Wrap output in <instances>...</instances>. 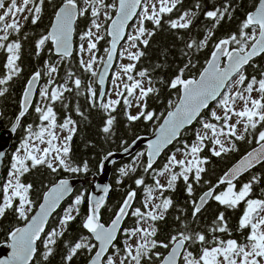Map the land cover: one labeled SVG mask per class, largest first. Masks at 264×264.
<instances>
[{
    "label": "snow or ice",
    "instance_id": "6c2138e0",
    "mask_svg": "<svg viewBox=\"0 0 264 264\" xmlns=\"http://www.w3.org/2000/svg\"><path fill=\"white\" fill-rule=\"evenodd\" d=\"M46 0H0V53L5 56L0 74V97L8 92V85L21 74L19 65L21 60V34L24 26L30 22L37 25L42 19ZM51 3V0H48ZM182 0H62L55 6L50 26L44 34L35 40L36 55L39 56L46 42H51L50 52H54L61 61L71 58L74 49V34L81 18L88 21L87 30L79 33L80 54L79 67L83 73L98 81L99 90L93 87V80L86 86L81 77L69 69L63 83L53 86L54 74H58V64L49 60L44 62V71L36 70L27 80L23 95L19 100V112L12 124L15 132L33 104V91L42 76H47V84L40 89L41 103L35 106L39 124L35 127L28 124L27 135L11 155V163L6 177L0 179V218H4L8 211L14 213L22 226L12 228L8 233L7 247L11 250L8 255L0 259V264H34V258L40 257L37 264H47L54 255L58 239L67 232L70 222L80 215L82 204H87V213L82 218V227L89 235L80 237L74 243L65 242L67 249L63 257L64 264H71L74 257L87 253V264H264V198H252L253 185L264 183L260 177L253 175L248 182H240L243 174L253 169L257 164L264 163V71L259 77L246 74L245 66L253 62V58L264 54V0L253 4L252 10L246 12L239 21L237 30L220 38L215 43L211 58L199 70L198 75L185 78V72L195 67L189 61L179 69L167 86L177 91L175 102L169 100L166 115L159 117L154 111L148 110V99L152 95H159L160 88L150 77L147 69L135 71L137 62L145 55L141 45L147 48L155 30L167 23L171 29H188L198 14L201 5H195L196 11L185 10L177 18L170 14L177 9ZM231 4L213 7L204 11L206 19L213 21L202 40L193 39L187 43L188 49L197 51L205 48L214 36V29L226 17L231 20L233 12ZM169 17L165 20V17ZM102 18V19H101ZM136 18L132 31H127L129 22ZM150 22L152 28L147 26ZM110 38V39H107ZM23 38L28 39V33L23 32ZM106 40L109 45L103 49L105 57H97L98 44ZM125 46L120 50L121 60L116 71L111 74V90H106L105 81L117 54V46L121 41ZM87 54V59L84 58ZM226 58V60H222ZM102 64L103 69L96 67ZM256 67L255 64H253ZM139 77V78H137ZM69 81L75 86L77 96L85 88L87 99L93 108H99L106 116L102 131L109 134L116 122L118 106L122 104L124 116L129 123L143 120H162L154 129L155 139L147 143L146 164L134 161L119 169L120 177L134 174L137 168L143 167L144 173L154 171L153 184H145L143 177L136 178L134 183L139 188L144 186V199L140 207H134L133 201L137 196L135 190H128L122 203L115 211L109 223L102 222L101 209L105 206V199L110 191L109 185L102 188L103 195L97 197L80 192L75 195L71 204L64 209L56 227L46 231L49 218L60 207L61 201L73 191L68 178H61L42 192V199L31 198L34 185L25 182L23 177L38 166H44L51 173L63 170L66 173H87L88 164L76 165L71 159V141L77 128L74 121L65 118L62 124L57 123L54 111L56 102L63 103L64 93L72 92ZM160 84L165 81L160 79ZM107 97V99H105ZM114 97V98H113ZM210 101L216 102L208 116L203 112L209 109ZM67 108V104H63ZM135 106L138 111L133 114L129 109ZM80 115V109L77 108ZM197 122L200 127L192 135L191 143L183 144V152L167 157L159 170L154 169L156 157L167 145L172 144L181 136L182 130ZM59 128L67 135L61 136L56 131ZM237 142L255 145L247 151L220 178L216 185L208 181V188L199 198V203H193L192 216L196 217L209 199L228 209H237L243 202L244 207L238 221V231L241 240L231 238L227 227L225 213L220 212L209 231L208 236L197 230H191L188 224L176 217L182 225V230L170 236L165 242L158 240L157 222L163 221L173 200L165 193L174 191L177 181L183 179L185 190L189 197L193 196L194 186L190 176L199 184L202 174L206 171L209 151L212 156L221 157L238 150ZM135 143V140L133 141ZM128 152V147L124 148ZM179 152V150H177ZM0 151V158L4 157ZM112 153L109 152L108 156ZM145 153H137V157ZM107 159V157H105ZM161 178L165 182H161ZM121 180H117L120 184ZM223 187L220 191L217 188ZM100 188V185H97ZM264 196V187L261 188ZM131 216L134 223L129 228H123L125 240L123 247L118 246V233L122 230V222ZM229 233L224 239L216 233ZM39 242V243H38ZM42 245V250H41ZM199 246L198 252L192 250ZM157 249H164L162 254Z\"/></svg>",
    "mask_w": 264,
    "mask_h": 264
},
{
    "label": "trees",
    "instance_id": "16d2710c",
    "mask_svg": "<svg viewBox=\"0 0 264 264\" xmlns=\"http://www.w3.org/2000/svg\"><path fill=\"white\" fill-rule=\"evenodd\" d=\"M62 0H51V3L46 0L44 6V13L42 15L41 21L37 25H32L28 22L21 34L22 41V51L21 60L18 62L22 68V72L19 76L14 77L9 83L8 92L5 96L0 97V130L9 127L15 120L16 115L19 112V100L23 95V90L26 86L27 80L36 70L44 71V62L46 60L52 63L58 61L62 63L58 65V74H54V85L57 86L64 82L67 70L71 69L75 76H78L83 80L84 86L87 85L89 80H93V87L98 90L95 84V78L90 77L89 74L83 73L82 69L79 67L80 54L78 52L79 48V33L82 30H87L88 21L81 18L77 25V31L75 33V51L71 58L65 59L63 61L56 57L53 52H50L51 43L46 42V45L41 49V53L37 56L35 50V40L39 38L41 34H44L46 29L50 26V21L53 17L54 8L58 6ZM111 3L112 0H107ZM258 2V0H182V3L177 6V9L170 14L172 19L177 18L183 11L192 10L196 11L195 5L199 3L201 5L197 16L193 20V24L188 29H171L167 23H164L162 27L155 30V35L150 38V42L147 48L140 46L145 52V55L137 62L135 71L147 69L150 77L156 82V86L160 88L159 95H152L148 99V110L154 111L156 116H160L162 113L166 114L168 110L169 100L175 102L177 98V91L170 89L167 86L169 82L175 75L178 74L179 69L182 68L189 61L195 67L190 68V70L185 72V78L192 75H198L199 70L205 65L207 59L213 51L214 45L220 38L229 35L237 30L239 21L244 18L247 11L252 10L253 4ZM230 3V11L233 12V18L229 20L227 17L221 21V23L213 30L214 36L209 40L208 45L197 51L195 48L188 49L186 47L187 43L191 42L193 39L199 41L202 40L207 30L212 27L213 21L208 20L203 15L204 11L213 10V7H222L224 4ZM169 17H165L167 20ZM147 26L152 28L150 22H147ZM23 32L28 33V39L23 38ZM108 38L106 37V40ZM106 40L100 41L98 44L97 56L103 55V49L108 47ZM5 56L0 53V74L3 73L4 69L2 65L4 63ZM67 64V65H64ZM256 65V67L253 66ZM246 74L251 77L252 75H257L261 71H264V54L255 58L252 63L247 65ZM160 79L165 81L164 84L158 83ZM48 77L42 76L40 83L47 84ZM40 86V85H39ZM69 86L73 88L72 92L64 93L63 103L56 102L54 104V110L57 114V123L62 124L65 118H71L77 128L76 133L73 135L71 141V159L74 164L82 166L85 162L88 164L89 171L87 173H66L63 170H59L57 173H51L44 166H38L37 169L32 170L29 174H26L23 179L25 182H31L34 187L31 193V198L38 203L42 199V192L46 190L47 186L56 182L61 178H71V177H86L90 175L97 174L99 172V164L102 157L110 151L121 150L127 145H129L136 138L144 135H149L154 128L156 123L161 120H152L145 122L143 120L137 121L135 123H129L124 116L122 104L118 106L117 112L114 113L117 119L112 127V131L109 134H105L102 131L104 126V121L106 119L103 111L99 108H93L87 97V93L84 87L81 89V95L77 96L74 84L69 81ZM39 98V90H37L35 101L33 102L30 110L21 119V122L17 128L14 139L9 150L6 153L2 173L0 179L6 177L8 169L11 163V155L15 152L16 148L19 147L21 140L27 135L26 128L28 124H33L34 127L39 124L38 116L35 112V106ZM67 104V108L63 106ZM211 105L209 109L203 112V116H208V113L212 109ZM77 108L83 115L78 114ZM130 110V109H129ZM131 111V110H130ZM135 114V113H133ZM200 125L195 122L187 131H183L179 139H177L158 159L156 164L153 166L154 169L159 170L162 165L166 162L167 157L171 155L175 150L183 149V144L185 142L191 143L193 139L192 133L198 129ZM238 150L236 152H231L221 157L212 156L209 151L203 153L204 157H207V164L204 165L206 171L202 174V180L199 184L195 182L192 176H190V181L193 183L194 192L193 196L189 197L186 190L183 179L177 181V187L174 191L165 193L173 200V205L169 208L166 218L163 221L157 222L158 234L157 239L161 241H167L171 235L176 234L178 231L182 230V225L177 221L176 217L179 216L181 220L185 221L191 230H197L204 232L208 239L211 240L212 234L209 231L212 226L213 220L220 212L225 213V220L229 232L231 233V238H235L238 241L241 240L240 232L238 231V221L242 214L244 204L233 210L228 209L225 206L219 205L216 201L209 199L208 203L201 209L200 213L196 217L192 216L193 203L198 200V198L207 190L208 184L204 181L210 182L212 185H216L219 178L247 151L251 150L255 145H249L245 142H237ZM144 152V148L139 150ZM137 155V154H136ZM130 157L121 161H117L114 164L112 173L110 176V186L107 200L105 201V206L101 209L102 222L105 224L109 223L113 218L115 211L118 209L119 205L125 198L127 191L132 189L137 192V196L133 201L134 207H140L144 199V186L137 188L134 181L136 178L143 177L145 184H153L154 171L149 170L148 173H144L143 167L137 168L136 173L130 174L128 177H120L119 169L125 165H131L135 161V157ZM146 155L139 157L136 163L141 165L146 164ZM256 175L264 180V163L258 164L253 169L243 174L240 178V182H248V180ZM120 179L121 183L117 184V180ZM223 187L217 188L216 191H220ZM264 187V183H257L253 185L252 198H264L261 194V188ZM90 182H87L85 186H77L74 193L61 205L58 211L51 217L46 231L51 230L56 227L59 223V218L63 215L65 208L71 204L75 195L80 192H85L89 194ZM80 215L70 222L65 235L58 239V243L55 246L54 255L50 257L47 264H64L63 257L66 255L67 249L65 248V242L74 243L82 236L89 235L87 230L82 227V218L87 213V204H82L80 206ZM133 217L130 215L125 218L122 225L123 228H129L134 223ZM22 221H18L13 212L8 211L4 218H0V244L8 241L9 231L16 227L21 226ZM121 230V231H122ZM118 235V240L116 243L118 246L123 247V240L126 238L125 234ZM217 236L227 239L229 238V233H216ZM39 243V242H38ZM42 250V245H41ZM192 250L198 252L199 246H193ZM162 254H165L164 249H157ZM88 259L87 253L79 254L74 257L71 264H86ZM40 261V257L34 258V264Z\"/></svg>",
    "mask_w": 264,
    "mask_h": 264
},
{
    "label": "water",
    "instance_id": "95a60500",
    "mask_svg": "<svg viewBox=\"0 0 264 264\" xmlns=\"http://www.w3.org/2000/svg\"><path fill=\"white\" fill-rule=\"evenodd\" d=\"M135 20V18H133V20L132 21H130L129 22V25H131L132 23H133V21ZM127 31H128V29H127ZM73 39L75 40V34H74V37H73ZM108 39H110V38H108ZM123 43V40L121 41V43L120 44H118V46H117V54H116V56H115V58H114V61H113V67L109 70V76L106 78V81H105V88H106V90H107V86H108V83H109V80H110V77H111V74H112V70L114 69V66H115V64H116V60H117V55H118V50H119V47H120V45ZM109 46V45H108ZM74 48H75V43H74ZM53 54H54V52H53ZM55 55V54H54ZM262 55V54H261ZM55 56H57V55H55ZM58 57V56H57ZM259 57V56H258ZM211 58V55L209 56V59ZM255 58H257V57H255ZM255 58H253V60L255 59ZM105 59H106V56H105ZM222 60H226V58H223L222 57ZM100 70H102L103 69V65L101 64V66H100V68H99ZM27 84V83H26ZM39 84H40V80L36 83V85H35V87H34V91H33V96H32V99H33V102H34V100H35V97H36V93H37V89H38V87H39ZM96 85L100 88V85H99V83H98V81H96ZM214 103V101H210V104H209V106L211 105V104H213ZM31 106L32 105H30L29 106V110H30V108H31ZM28 110V111H29ZM27 113V112H26ZM166 115V114H165ZM23 118V117H22ZM21 118V119H22ZM14 122H15V120H14ZM13 122V123H14ZM12 123V124H13ZM159 123H162V120L159 122ZM158 123V124H159ZM194 123V122H193ZM12 124L9 126V127H7V128H4V129H2V130H0V151H3L4 152V157H2V158H0V176H1V173H2V167H3V163H4V159H5V156H6V153H7V151L9 150V148H10V146H11V144H12V140L14 139V137H15V134H16V131H17V128H18V126H17V128H16V131L15 132H13L12 131ZM158 124H156L155 126H154V129H155V127H157L158 126ZM191 126V125H190ZM190 126H187V128L188 127H190ZM154 129H153V131L149 134V135H144V136H140V137H138V138H136L135 139V143H133V141L129 144V145H127L126 147H128V152H125L124 151V148L123 149H121V150H116V151H110L111 153H112V155L111 156H108V153H106L105 154V156L104 157H102V159H101V162H100V164H99V172L97 173V174H94V175H90V176H86V177H71V178H68L69 179V183H70V185L72 186V188H73V191L71 192V193H69L68 194V196H66L65 197V199L63 200V201H61V205L74 193V190H75V188L78 186V185H82V186H84V185H86V183L87 182H90V190H89V194H92V195H95V196H97V197H99V196H101V195H103L104 193H103V191H102V188H103V186L104 185H109L110 186V176H111V173H112V169H113V167H114V164L117 162V161H121V160H124V159H128V158H130V157H132L133 155H135L136 153H137V151L139 150V149H141L142 147H145V155H146V149H147V143H148V141L150 140V139H155V135H154ZM182 132H183V130H182ZM179 138V137H178ZM177 138V139H178ZM176 141V140H175ZM175 141H173L172 142V144L175 142ZM172 144H170V145H172ZM170 145H167L166 146V148L161 152V154H160V156H158V157H156V160H155V163H154V165L156 164V162L158 161V159L162 156V154L165 152V150L168 148V147H170ZM250 151V150H249ZM105 157H107V159H105ZM146 158H147V155H146ZM241 158V157H240ZM239 158V159H240ZM238 159V160H239ZM237 160V161H238ZM237 161L235 162V163H237ZM234 163V164H235ZM233 164V165H234ZM232 165V166H233ZM258 165V164H257ZM256 165V166H257ZM231 166V167H232ZM230 167V168H231ZM251 170V169H250ZM249 170V171H250ZM228 171V170H227ZM97 185H100V188H97ZM110 189H111V186H110ZM109 194V193H108ZM107 197H108V195H107ZM106 197V198H107ZM200 198V197H199ZM199 198H198V200L196 201V203H199ZM105 201H106V199H105ZM61 205H60V207H61ZM206 205V204H205ZM204 205V206H205ZM203 206V207H204ZM38 207V206H37ZM60 207H58L57 208V210H56V212L58 211V209L60 208ZM202 207V208H203ZM55 212V213H56ZM54 213V214H55ZM53 214V215H54ZM52 215V216H53ZM51 216V217H52ZM51 217L49 218V221H50V219H51ZM122 225H123V222H122ZM22 226V225H21ZM122 227V226H121ZM46 228H47V226H46ZM119 234V233H118ZM7 243H8V241L7 242H3V243H1L0 244V259H3V258H5L7 255H8V253L11 251L8 247H7ZM87 264V263H86Z\"/></svg>",
    "mask_w": 264,
    "mask_h": 264
},
{
    "label": "rangeland",
    "instance_id": "374dc122",
    "mask_svg": "<svg viewBox=\"0 0 264 264\" xmlns=\"http://www.w3.org/2000/svg\"><path fill=\"white\" fill-rule=\"evenodd\" d=\"M102 19V18H101ZM135 23H136V20H135V22L132 24V25H135ZM132 25H130V27L128 28V31L130 32V31H132ZM79 43H80V41H79ZM125 46V41H123V43L121 44V47H120V49H119V51H118V59H117V65H119L120 63H128L129 61L127 60V59H124V60H121L120 59V56H119V52H120V50H122V48ZM97 54V53H96ZM101 56H104V55H100V56H97L98 58L99 57H101ZM84 58L85 59H87V54H84ZM116 65V66H117ZM99 66H100V64H97L96 65V67L97 68H99ZM116 66L114 67V69H113V72L114 71H116ZM112 72V73H113ZM137 78H139V77H137ZM110 83H111V79H110ZM46 84H44L41 88H43L44 86H45ZM40 88V89H41ZM111 88H112V84H110V88H109V91L111 90ZM40 91V90H39ZM114 98V97H113ZM41 101H42V98L40 97V95H39V98H38V100H37V103H41ZM41 106H43V104L41 103ZM216 107V103H215V105L212 107V109L213 108H215ZM131 112L132 113H136V111H138V109L135 107V106H133L131 109ZM57 132H58V134H60L61 136H63V135H67V132L66 131H61L59 128H57V130H56ZM182 152H183V150L182 149H179V152L177 151V150H175L172 154H177V156H178V158H180V156H181V154H182ZM171 154V155H172ZM138 159H139V157H135V162L136 161H138ZM161 182L163 183V182H165L164 181V179L163 178H161ZM79 186V185H78ZM82 186V185H81ZM85 186V185H84ZM106 200H107V198H106ZM48 226V225H47ZM125 240V239H124ZM124 240H123V242H124Z\"/></svg>",
    "mask_w": 264,
    "mask_h": 264
},
{
    "label": "flooded vegetation",
    "instance_id": "af4514ba",
    "mask_svg": "<svg viewBox=\"0 0 264 264\" xmlns=\"http://www.w3.org/2000/svg\"><path fill=\"white\" fill-rule=\"evenodd\" d=\"M50 42V41H49ZM51 43V42H50ZM55 64H58V65H60V64H62V63H59L58 61H56V62H54ZM20 65V64H19ZM64 65H67V64H64ZM111 84V83H110ZM110 84H109V86H108V90H109V88H110ZM40 86L38 87V90H40V88L44 85L43 83H40L39 84ZM107 98V97H106ZM35 101V100H34ZM55 111V110H54ZM56 112V111H55ZM121 234H124V232H123V230L121 231Z\"/></svg>",
    "mask_w": 264,
    "mask_h": 264
}]
</instances>
